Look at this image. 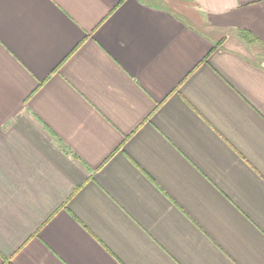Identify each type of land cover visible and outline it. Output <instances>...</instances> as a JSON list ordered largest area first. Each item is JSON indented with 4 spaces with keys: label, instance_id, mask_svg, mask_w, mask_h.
I'll use <instances>...</instances> for the list:
<instances>
[{
    "label": "crops",
    "instance_id": "1",
    "mask_svg": "<svg viewBox=\"0 0 264 264\" xmlns=\"http://www.w3.org/2000/svg\"><path fill=\"white\" fill-rule=\"evenodd\" d=\"M0 264H264V0H0Z\"/></svg>",
    "mask_w": 264,
    "mask_h": 264
},
{
    "label": "trees",
    "instance_id": "2",
    "mask_svg": "<svg viewBox=\"0 0 264 264\" xmlns=\"http://www.w3.org/2000/svg\"><path fill=\"white\" fill-rule=\"evenodd\" d=\"M247 40H251L254 36L250 32H245L242 34ZM255 39V37H254Z\"/></svg>",
    "mask_w": 264,
    "mask_h": 264
}]
</instances>
